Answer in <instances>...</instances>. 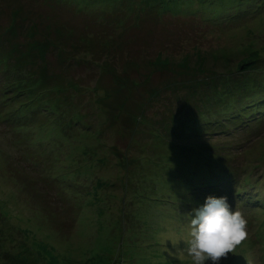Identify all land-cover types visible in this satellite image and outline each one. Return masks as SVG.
Segmentation results:
<instances>
[{
    "label": "rangeland",
    "instance_id": "374dc122",
    "mask_svg": "<svg viewBox=\"0 0 264 264\" xmlns=\"http://www.w3.org/2000/svg\"><path fill=\"white\" fill-rule=\"evenodd\" d=\"M257 48L264 0H0V264H192L208 195L264 264Z\"/></svg>",
    "mask_w": 264,
    "mask_h": 264
},
{
    "label": "clouds",
    "instance_id": "9594fccd",
    "mask_svg": "<svg viewBox=\"0 0 264 264\" xmlns=\"http://www.w3.org/2000/svg\"><path fill=\"white\" fill-rule=\"evenodd\" d=\"M247 224L245 215L232 208L225 196H206L189 214L187 235L181 236L192 264H220L246 240Z\"/></svg>",
    "mask_w": 264,
    "mask_h": 264
},
{
    "label": "trees",
    "instance_id": "16d2710c",
    "mask_svg": "<svg viewBox=\"0 0 264 264\" xmlns=\"http://www.w3.org/2000/svg\"><path fill=\"white\" fill-rule=\"evenodd\" d=\"M238 4H239V3H237L236 5H238ZM232 5H233V4H232ZM232 5L229 6V11H230V9L233 7ZM238 7H239V6H238ZM235 8H237V7H235ZM227 13H229V12H226V13L224 12V13H222L221 15L224 16V15H227ZM215 20H216V19H215ZM226 20H227V19H226ZM243 51H244V50H243ZM255 51H257V52H256V56H257V58H256V57H253L254 60H258V59H261V60H262V59H264V55L262 54V52H261L260 49L257 48V49H255ZM244 59H246V58H244ZM244 59H243V60H244ZM257 96H259V95H257ZM255 98H256V96H255L253 99H251V98H249V99H251V101L254 102V99H255ZM247 103H248L249 106H250V103H249V102H247ZM247 107H248V106H247ZM254 107L256 108V110H259V109H260V108L257 109V106H254ZM262 107H263V106H262ZM259 112H261V109L259 110ZM246 117H247V116H246ZM61 126H62V125L59 126V129H60ZM58 134H60V136H61V133H60V132H58ZM216 164H217V163H216ZM223 165H224V164H223ZM223 165H222V164L219 165V167H220V170H219V171H223V170H221L222 167H223ZM188 167H189V166H186V168H188ZM200 184H201V183H200ZM198 186L201 187L200 185H198ZM193 194H194V193H193Z\"/></svg>",
    "mask_w": 264,
    "mask_h": 264
}]
</instances>
